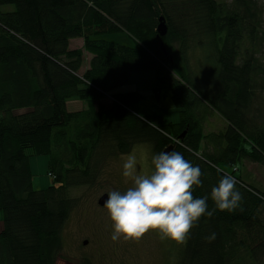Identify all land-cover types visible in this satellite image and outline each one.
Listing matches in <instances>:
<instances>
[{"label":"trees","instance_id":"obj_1","mask_svg":"<svg viewBox=\"0 0 264 264\" xmlns=\"http://www.w3.org/2000/svg\"><path fill=\"white\" fill-rule=\"evenodd\" d=\"M122 30L135 45L108 38ZM79 37L83 46L71 48ZM205 42L216 70L200 85L187 56ZM145 69L155 74L156 96L170 90L177 121L154 125L132 109L140 91L116 92ZM106 96L109 107L100 104ZM73 98L85 107L68 111ZM211 113L222 120L205 131ZM137 143L156 154L171 145L198 165L193 196L215 209L190 230L174 264H261L264 186L243 163L264 168V0H0V264L64 258L61 234L81 201L73 190L95 187L106 161ZM33 156L47 158L52 183L42 189L32 187ZM225 174L243 195L234 211L210 197Z\"/></svg>","mask_w":264,"mask_h":264},{"label":"rangeland","instance_id":"obj_2","mask_svg":"<svg viewBox=\"0 0 264 264\" xmlns=\"http://www.w3.org/2000/svg\"><path fill=\"white\" fill-rule=\"evenodd\" d=\"M108 35L110 40L117 43L131 46L136 44L134 39L123 30ZM187 57L193 74L197 75L196 83L201 85L204 83L201 78L213 77L216 62L209 43L196 44V47L188 50ZM129 75L128 81L116 89L120 92L138 90L143 94L144 98L132 106L135 113L141 115L159 113L166 117L175 114L172 112L175 105L169 89L162 90L159 96L154 94L155 74L152 70L134 71ZM213 120L219 125L222 119L218 114L211 113L203 124L205 131L212 130L213 126L208 125L207 122L211 124ZM129 153L137 156V167L141 173L152 170L151 158L156 153L149 143H137ZM127 154L113 156L106 161L95 187L85 186L73 190V194L81 196V201L72 211L61 234L64 258H58L56 264H78L82 257L92 259L94 264H174L173 255L181 245L172 240H161L156 231H149L140 241L124 240L122 237L117 241L111 239L112 221L107 210L103 205L98 204L97 200L102 193L107 194L106 192L111 190L122 192L131 186V180L122 175V164ZM41 157L46 158V156ZM41 157H36L35 161H39ZM243 166L256 184L264 186V168L247 162H244ZM31 172L32 187L35 189L45 188L52 183V177L46 175L42 164ZM261 264H264V259Z\"/></svg>","mask_w":264,"mask_h":264},{"label":"clouds","instance_id":"obj_3","mask_svg":"<svg viewBox=\"0 0 264 264\" xmlns=\"http://www.w3.org/2000/svg\"><path fill=\"white\" fill-rule=\"evenodd\" d=\"M137 165V156L127 154L122 175L131 180V186L122 192H106L103 207L112 221L111 239L140 241L149 231H156L161 240L185 244L199 218L205 214L211 217L215 211L208 210L207 196H193V186H202L201 168L177 151L153 155L150 172L141 173ZM210 197L221 211H234L243 200L235 177L227 174L212 187ZM215 235L212 233L206 239L211 242Z\"/></svg>","mask_w":264,"mask_h":264},{"label":"crops","instance_id":"obj_4","mask_svg":"<svg viewBox=\"0 0 264 264\" xmlns=\"http://www.w3.org/2000/svg\"><path fill=\"white\" fill-rule=\"evenodd\" d=\"M6 9H11L12 7H4ZM83 39L82 38H72L70 39L69 41V46L71 48H79V47H82L83 45ZM88 60V59H87ZM87 64H84L83 67L81 68V72L84 71L88 66H86ZM116 92H120L119 89H115ZM112 103V98L109 97V96H106L105 98H103V100L100 101V104H103L105 105L106 107H109ZM85 101L84 100H80V99H71V100H68L66 102V109L68 111H76V110H82V108L85 107ZM26 111V109L24 108H18L17 110H15L14 112L16 114L18 113H24ZM173 115H170L169 117H166L162 114H153V115H150V121L151 123H153L154 125H158V124H167L169 123L170 121H177L178 120V116H177V112H176V109H173L172 110ZM141 115V114H139ZM149 115V114H148ZM141 116H145V115H141ZM155 120V121H154ZM36 160V157H31L30 158V162H29V165H30V169L31 171H33L36 167H38V165L42 164L43 165V170H45V173L46 175H48V172H47V167H48V164H47V158H44V157H41V159H38L39 161H35ZM39 162V164H38ZM47 183V181L45 182ZM2 216H3V213L1 211V214H0V231L3 227V220H2Z\"/></svg>","mask_w":264,"mask_h":264},{"label":"water","instance_id":"obj_5","mask_svg":"<svg viewBox=\"0 0 264 264\" xmlns=\"http://www.w3.org/2000/svg\"><path fill=\"white\" fill-rule=\"evenodd\" d=\"M159 20H161V21H160V23L158 24V26L156 28V31H158L157 36H164L166 31H167L166 30V25H165V23L163 22V20L161 18H159ZM160 46H161L162 50L165 51L164 44L162 42L160 43ZM182 135H183V132H182V134L180 136H182ZM171 149L172 148H171V145H170V146L166 147L165 150H163V152L171 151ZM106 199H107V194L103 193L98 198L97 203L100 204V205H103Z\"/></svg>","mask_w":264,"mask_h":264}]
</instances>
